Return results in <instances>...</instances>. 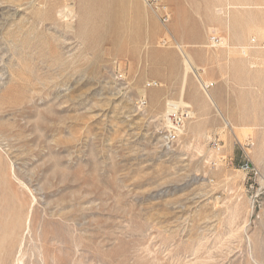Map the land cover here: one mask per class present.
<instances>
[{"label": "rangeland", "instance_id": "374dc122", "mask_svg": "<svg viewBox=\"0 0 264 264\" xmlns=\"http://www.w3.org/2000/svg\"><path fill=\"white\" fill-rule=\"evenodd\" d=\"M161 2L0 0V264H264V0Z\"/></svg>", "mask_w": 264, "mask_h": 264}, {"label": "built area", "instance_id": "2783aa9c", "mask_svg": "<svg viewBox=\"0 0 264 264\" xmlns=\"http://www.w3.org/2000/svg\"><path fill=\"white\" fill-rule=\"evenodd\" d=\"M145 6L153 11L161 24L166 25L170 22L171 14L168 8L161 2V0H143ZM212 42H216L215 39ZM159 83L157 81H148L144 84V89L157 88ZM139 105L144 106L145 100L141 98ZM188 117L186 108H178L165 114L164 125L165 131L163 132V143L167 148H170L176 142L178 135L183 127L184 121ZM217 147V146H216Z\"/></svg>", "mask_w": 264, "mask_h": 264}, {"label": "bare ground", "instance_id": "6f19581e", "mask_svg": "<svg viewBox=\"0 0 264 264\" xmlns=\"http://www.w3.org/2000/svg\"><path fill=\"white\" fill-rule=\"evenodd\" d=\"M142 4V3H141ZM140 7H141V5H140ZM242 53L243 54H246V52H245V50H243L242 51ZM6 228V227H5ZM3 230V229H2ZM21 247V246H20ZM19 247V249H18V254H19V256L17 257V259H16V264H22V259H21V248Z\"/></svg>", "mask_w": 264, "mask_h": 264}]
</instances>
